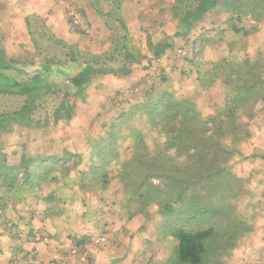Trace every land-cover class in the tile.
<instances>
[{"label":"crops","instance_id":"0c3cea01","mask_svg":"<svg viewBox=\"0 0 264 264\" xmlns=\"http://www.w3.org/2000/svg\"><path fill=\"white\" fill-rule=\"evenodd\" d=\"M104 1L0 0V53L5 59L16 61L59 56L43 54L40 42L33 39L34 34H40L48 41L68 44L83 53L102 54L114 42L108 21L116 24L115 19L110 21L106 15L113 8L111 0ZM164 1H122L121 15L131 32V44L139 59L129 75L111 73L95 78L87 89L86 99L72 102L71 119L64 116L56 123L48 114L49 123L44 126L30 127L28 132L15 130L18 139L14 138L11 145L7 139V136L12 138L11 133L4 134L3 148L10 163L16 164L22 157L35 158L39 171L61 165L63 170L54 178L38 179L33 189L17 199L13 195L7 197L6 207L0 210V237L4 238L0 239V264H148L154 256L159 261H166L172 255V246L170 249L144 243L135 246L138 238L133 241L135 235L131 224L139 217L149 220L151 211L130 201L125 183L117 177L119 162L129 159L132 154L130 132L114 133L111 130L112 126L116 130L122 120L136 110L137 113L126 120L127 127L137 117L144 116L141 109L148 95L166 89L176 95L179 92L173 85L158 84L153 88L150 84L156 73L161 82L166 83L168 74L176 69L173 64L164 62L171 50L155 57L149 47L150 42L157 43L168 36L162 17L166 9L165 4L161 5ZM106 4L109 8L103 7ZM71 8H78L89 22L92 28L89 34L73 24ZM160 28L163 29L159 32ZM47 30L49 33L45 34ZM135 37L138 42L134 41ZM65 53L66 49L59 57ZM124 143H127L126 147ZM97 146L109 150L110 156L116 154V158L102 164L109 156L100 157ZM244 154L245 157H238L245 160L252 157ZM254 168L256 173L258 170L263 173L259 182L264 185V168ZM103 170L108 172L105 182L96 177ZM119 187L122 196L117 201ZM262 189L260 198L264 202V186ZM115 202H121L116 213L121 218L122 228H115L113 223L115 218L111 212L114 210L110 209ZM252 219L251 227L238 235L236 245L221 256L224 264H264V211L252 213ZM142 223L145 225L144 221ZM96 228L106 229L107 236H99ZM112 233L125 236L131 242L127 246L131 251L116 246L108 236ZM140 234L141 231L137 237ZM102 237L104 241H100Z\"/></svg>","mask_w":264,"mask_h":264},{"label":"trees","instance_id":"16d2710c","mask_svg":"<svg viewBox=\"0 0 264 264\" xmlns=\"http://www.w3.org/2000/svg\"><path fill=\"white\" fill-rule=\"evenodd\" d=\"M122 1L111 0L113 8L106 15L116 22L115 27L108 21L114 42L102 54L83 53L64 43L63 57L16 61L5 59L0 53V93L26 96L19 109L0 111V210L6 207L9 195L17 199L33 189L38 179L54 178L63 170L61 165L39 171L35 158L22 157L18 163H10L3 148L4 134L22 126L41 127L49 123V116L45 123L35 118V112L49 98H56L58 103L46 115L51 114L56 123L64 116L71 119L72 102L86 99L87 89L95 78L111 73L129 75L139 60L121 15ZM170 12L179 19L177 36H188L199 23L221 13L230 30L237 34L243 31L248 36L249 30L234 20L243 17L264 20V0H173ZM208 41L209 38L199 41L200 50ZM149 47L155 57H160L174 49L173 37L150 42ZM241 50L244 51L211 61L203 69L202 61L191 60L198 71L196 80L200 86L209 88L220 80L230 90L225 104L207 118L190 96H177L170 89L148 95L140 109L145 126L154 133L155 144L153 148L148 144L144 128L131 127V157L119 162L117 177L125 183L130 201L140 203L146 210L154 207L164 218L175 215L183 222L184 226L171 230L177 245L173 264H224L221 256L233 246L230 240L237 233L239 221L229 222L226 229L217 227L215 222L233 211L234 205L228 200L243 189L241 179L231 172V161L235 156L245 157L242 145L252 137L251 120L260 108L264 109V56L260 51L250 55L245 48ZM136 111H131L126 120ZM126 120L116 130L112 126V132L126 128ZM108 151L96 147L100 157L109 156L102 164L117 156L108 155ZM97 175L104 182L108 178L105 170ZM190 222L199 227L187 229L185 224ZM220 231L229 235L219 237Z\"/></svg>","mask_w":264,"mask_h":264},{"label":"rangeland","instance_id":"374dc122","mask_svg":"<svg viewBox=\"0 0 264 264\" xmlns=\"http://www.w3.org/2000/svg\"><path fill=\"white\" fill-rule=\"evenodd\" d=\"M104 2L106 3V1ZM172 2L173 0H165L164 3H161V5H166V9H164L162 14V17L166 22L165 29L168 33L167 35L173 37L174 43V49L172 50L171 55L167 57L164 62L168 64H173L174 66H176V69H174L173 72H170L168 74V76L166 77V83H162L159 74L156 73V78L153 79L152 83L150 84L153 88H157L158 84L160 86L162 84L173 85V87L176 86V88H179V92L177 95H188L197 100L202 116L204 118H207L212 115L218 108L222 107L225 104L226 97L230 90L227 86L223 85L220 80H217L216 83L208 89H205L200 86V84L196 81L198 71L196 69V66L191 63V60L194 58L196 61H202L203 65L201 66V68L203 69L204 65L206 66L209 62L218 60L221 57L228 55V53L235 54L239 51L243 52L244 50H241L242 48H245V50L250 55L256 54L257 51H260L264 56V20L254 21L249 17L235 19L234 21L238 24V26H245L249 30L250 34L248 36H245L243 34V31L237 34L230 30L226 22H224L226 17H224L222 13L213 14L210 18L206 19L202 23H199L198 27L194 31H192V33H190L188 36H177L176 31L178 30L177 27L179 19L174 18V14L172 15V13L170 12ZM103 7L109 8V5L106 4L103 5ZM162 29L163 28H160V30L158 31L160 32ZM48 33L49 32L47 30L45 34ZM143 36L145 37L144 32ZM203 38H209L210 41L206 42L203 49L200 50L198 43ZM33 39H36L40 42L39 45L42 46L41 49L43 50V54L45 55L58 54L59 56H62L65 52L64 45H59L57 43L48 41L45 36H41L40 34H34ZM153 39L156 38L153 36ZM134 41L138 42L139 39L135 37ZM67 46L69 45L66 44V47ZM230 48H233V51H229ZM25 99L26 96H22L16 93H0V111L8 112L19 109L21 106H23ZM57 103L58 100L56 98L47 99V103H43L41 105L43 106V108L38 109V111L35 112V118H40L41 120H44L46 118V113H51ZM143 118L144 116L137 117L133 123L126 127L127 129H120L121 131L124 130L129 134L131 127H136L140 129L144 128V132H147L146 141L151 146V148H153L155 141L153 140L152 135L154 133L150 131V128H147L145 126ZM20 128L18 129L20 132H28L30 127L22 126ZM251 130L252 137L248 142L242 145V149L244 153L250 154L252 157L250 159L245 160L239 158L238 156H235L231 161V172L232 174H235L241 179L240 182L242 183V185L240 187H242L243 189H241V192H239L235 198H230L228 200L231 202L230 204L234 205L233 211H230L228 215L225 216V218L218 219L215 222L217 227L226 229L228 227L227 225L229 222H233L234 220L239 221V226H237L238 234L235 232L234 236H232L230 240L231 245L233 246L236 245L238 235L241 232L248 230L249 227H251L249 223L254 220L252 219V213L258 211L259 213H262L264 211V202H262V198H260L262 197V186L264 185L260 184L259 182V180L263 176V173L261 172V170H258L257 173L254 171V166L259 168L261 167L262 169L264 168V158H261L264 157L262 156L264 155V109L260 108L256 117L251 120ZM14 132L15 130L11 132V139L9 138V136H7L9 145L13 143L14 138L18 139V136H16L18 134H14ZM126 144L127 143H124L125 147ZM247 161H249L250 163H248ZM235 189L237 190L236 187ZM121 196L122 194L120 192L119 187L117 201L120 200ZM120 204L119 202H115L114 207L110 209V211L114 210L111 213L115 218V221L113 222L115 223V228H120L122 225V223L119 222L121 218H119L118 213H116V209H119ZM123 210L126 211L125 209ZM148 211H151L149 220L146 221L139 217V220L136 219L134 223L131 224V230L135 235L133 241L138 238L135 241V246H141L142 243L148 246H168V249H170L169 246H172V248L174 249L172 250V257L170 256V258L166 261H159L154 256L153 260H151L148 264H173L176 258H174V246L177 245L174 237L171 235V230L177 227L184 226V224L181 219L175 215H169L165 218L162 217L158 212L155 211L154 207H149ZM240 216H245V218H241ZM143 221L145 222V225L142 223ZM231 225V227H233V224ZM185 227L187 229L195 230L199 226L190 222L189 224H185ZM105 230L106 229L104 228H96V231L99 236H107L106 234L108 233ZM139 231H141L142 234L137 237ZM113 234H116L117 237ZM128 234L129 235H126L130 237L129 231ZM228 235L229 233L225 234L224 232H222L219 237ZM108 236L109 238L111 237L112 242L116 244V246L124 247L125 251L126 249L131 251L129 248H127V246H130L131 242L129 240H126L125 236H122L118 233H112ZM1 238L4 239L3 236H1L0 239ZM233 246H229L228 248H231ZM216 251L217 253H220V250ZM158 253H164L166 255V252L159 251Z\"/></svg>","mask_w":264,"mask_h":264},{"label":"built area","instance_id":"2783aa9c","mask_svg":"<svg viewBox=\"0 0 264 264\" xmlns=\"http://www.w3.org/2000/svg\"><path fill=\"white\" fill-rule=\"evenodd\" d=\"M70 14L72 16V22L75 26L81 28L86 33H90L92 31L90 24L83 18L82 13L78 8H71ZM104 240V237L100 238V241Z\"/></svg>","mask_w":264,"mask_h":264}]
</instances>
